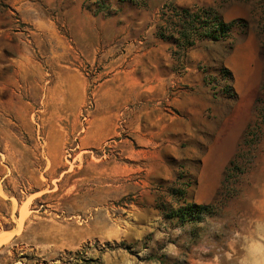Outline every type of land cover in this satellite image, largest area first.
Instances as JSON below:
<instances>
[{"label": "rangeland", "instance_id": "rangeland-1", "mask_svg": "<svg viewBox=\"0 0 264 264\" xmlns=\"http://www.w3.org/2000/svg\"><path fill=\"white\" fill-rule=\"evenodd\" d=\"M170 3L234 23L184 47L158 35ZM263 33L264 0H0V264H235L264 223V138L219 191ZM187 203L212 211L163 214Z\"/></svg>", "mask_w": 264, "mask_h": 264}, {"label": "trees", "instance_id": "trees-1", "mask_svg": "<svg viewBox=\"0 0 264 264\" xmlns=\"http://www.w3.org/2000/svg\"><path fill=\"white\" fill-rule=\"evenodd\" d=\"M162 16L171 30L164 29L158 33L163 38H173L177 35V39L182 41L184 47L191 46L196 40L203 39H224L230 32L233 21H224L217 12L210 6H200L194 9L188 7H178L173 4H166L162 10ZM264 35V33H263ZM264 48V36H263ZM264 138V82L260 87V92L254 102V118L248 124L244 132L243 138L239 145V150L230 160L226 172L224 173L222 186L219 193L226 192L230 197L234 187L232 181L237 173L238 166H241L242 160L249 156L250 162L257 153L260 141ZM182 196V191H179ZM226 196V195H225ZM210 205L187 203L183 209L175 210L167 207L163 208V214L167 217H176L178 220H189L202 213H209Z\"/></svg>", "mask_w": 264, "mask_h": 264}, {"label": "clouds", "instance_id": "clouds-1", "mask_svg": "<svg viewBox=\"0 0 264 264\" xmlns=\"http://www.w3.org/2000/svg\"><path fill=\"white\" fill-rule=\"evenodd\" d=\"M216 223L213 220L208 221ZM176 231H179L177 229ZM160 234H156V238H159ZM232 247L238 248V255L235 258V264H264V223L261 226L254 228L247 238H237L235 244ZM169 255L178 256L180 250L176 245L168 243L166 249H164ZM229 257H231V251L229 249ZM219 257L213 256L211 260L205 262V264H218ZM191 264H202L199 259L191 261Z\"/></svg>", "mask_w": 264, "mask_h": 264}, {"label": "crops", "instance_id": "crops-1", "mask_svg": "<svg viewBox=\"0 0 264 264\" xmlns=\"http://www.w3.org/2000/svg\"><path fill=\"white\" fill-rule=\"evenodd\" d=\"M7 232H8L7 230H3L0 232V247L4 245L5 241L9 237Z\"/></svg>", "mask_w": 264, "mask_h": 264}]
</instances>
